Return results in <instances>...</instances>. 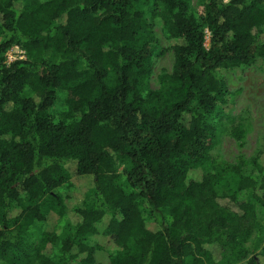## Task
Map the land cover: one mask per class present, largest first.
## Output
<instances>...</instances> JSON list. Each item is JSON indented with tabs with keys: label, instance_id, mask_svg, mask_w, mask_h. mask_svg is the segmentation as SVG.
<instances>
[{
	"label": "trees",
	"instance_id": "obj_1",
	"mask_svg": "<svg viewBox=\"0 0 264 264\" xmlns=\"http://www.w3.org/2000/svg\"><path fill=\"white\" fill-rule=\"evenodd\" d=\"M148 11L173 55L157 91ZM0 38V264H94L102 249L109 264H260L244 245L264 209V149L227 166L209 151L223 73L264 60V0L199 13L188 0H0ZM14 47L23 58L7 63ZM231 136L241 150L242 129ZM63 219L31 247L35 224Z\"/></svg>",
	"mask_w": 264,
	"mask_h": 264
},
{
	"label": "rangeland",
	"instance_id": "obj_2",
	"mask_svg": "<svg viewBox=\"0 0 264 264\" xmlns=\"http://www.w3.org/2000/svg\"><path fill=\"white\" fill-rule=\"evenodd\" d=\"M205 0H188L189 11L199 13ZM150 11L146 12L149 20ZM154 37L157 40V53L152 59V73L149 78L148 86L151 90L157 91L161 87V82L170 76L173 55L169 49L168 39L165 37L160 25L151 23ZM1 40V38H0ZM21 50L12 48L4 54L5 61L9 63L16 58ZM226 89L228 90V102L224 106L223 116L219 119L214 118V124L218 126V132L214 144L209 151V161L219 166L232 165L239 155H243L245 159L256 157L264 149V60H258L257 64L248 65L239 71H225L223 73ZM25 95H31V91L24 92ZM234 127H240L243 131L241 141L242 148L238 149L235 140L231 136V130ZM245 173L254 175L253 171L249 172L245 169ZM206 171H203V175ZM117 185L124 192H129L130 188L125 177L119 173L116 179ZM217 191H219L217 189ZM238 200L249 201L250 197L244 191L236 194ZM138 207L141 215L145 219H149V210L144 200L138 201ZM256 216L258 218L259 227L252 233L244 247L250 250L249 256H255L260 264H264V209L255 205ZM66 219L59 224L37 223L31 228L27 235V241L31 247L39 243L42 231H54L59 235L63 231ZM86 243L90 247H94L98 243L105 244L101 238H88ZM215 261L219 260V251L211 247L209 248ZM112 251L102 249L93 251L94 264H109ZM4 264V263H2Z\"/></svg>",
	"mask_w": 264,
	"mask_h": 264
},
{
	"label": "built area",
	"instance_id": "obj_3",
	"mask_svg": "<svg viewBox=\"0 0 264 264\" xmlns=\"http://www.w3.org/2000/svg\"><path fill=\"white\" fill-rule=\"evenodd\" d=\"M15 49H18L17 47H14ZM19 55L16 57V58H14L13 60H15V59H22L23 58V52L22 51H20L19 53H18ZM11 62V61H10Z\"/></svg>",
	"mask_w": 264,
	"mask_h": 264
}]
</instances>
